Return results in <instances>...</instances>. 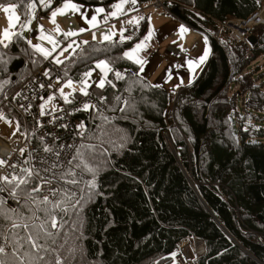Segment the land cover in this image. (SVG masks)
<instances>
[{"label":"trees","instance_id":"obj_1","mask_svg":"<svg viewBox=\"0 0 264 264\" xmlns=\"http://www.w3.org/2000/svg\"><path fill=\"white\" fill-rule=\"evenodd\" d=\"M30 1L19 4L22 17ZM51 1L50 7L39 9L40 18L65 0ZM76 1L110 12L118 2ZM163 1L176 19L212 30L230 17H250L264 3ZM148 31L144 16L125 29L123 36L130 40H89L58 66L63 81L78 84L84 73L98 71L100 61L113 69L103 89L87 90L97 105L76 115L87 127L79 150L95 172L77 169L78 184L72 189L77 198L84 197L83 207L78 215L65 216L61 236L66 232L68 243L60 255L67 257L65 264H175L180 244L195 238L205 246L195 264H264V142L254 141V136L264 137V129L245 130L241 124L239 139L232 129L238 95L249 94L247 109L264 111V81L258 83L248 71L264 54V26L253 30L257 43L252 58L246 54L248 46L236 44L227 32L213 40L199 78L180 92L130 74L138 67L124 53ZM33 46L18 30L7 47L0 44V60L6 61L0 63V81H10L0 93V114L13 116L6 97L30 76L31 68L48 61ZM233 84L238 90L231 96ZM83 97L76 92L72 99ZM3 224L7 234L8 222ZM69 248L75 249L71 255Z\"/></svg>","mask_w":264,"mask_h":264},{"label":"snow or ice","instance_id":"obj_2","mask_svg":"<svg viewBox=\"0 0 264 264\" xmlns=\"http://www.w3.org/2000/svg\"><path fill=\"white\" fill-rule=\"evenodd\" d=\"M25 0H19L18 4H9L5 6L3 3H0V8L8 15V20L10 26H14L13 21L19 20V17L15 16L16 7L19 4L24 3ZM136 5L138 0H120L119 3L113 5L115 11L109 15L113 18H117L118 14L124 13V6L127 3ZM41 3H45V0H41ZM51 6V0H48L45 3V7ZM30 9L35 8V4L32 3L28 6ZM81 5H78L72 0H65L63 7L53 10L51 13L50 22L56 25L55 30L59 32V26L56 24V17L59 15H67L68 10H71L74 14H79L81 18L92 27H97V17L93 15L91 18L88 17L86 12H81ZM96 13H103V8H97ZM34 19V16L32 17ZM140 19H143L141 17ZM150 19V18H149ZM107 17L105 18V22ZM138 23V21H136ZM29 24L31 21L29 20ZM133 23V21H129ZM27 27V25H25ZM86 29L81 28L80 32L85 31ZM41 33L40 39L46 40L53 45L52 51H48L38 45H34L36 51L43 54L44 58L52 56V53L56 51L58 44L51 35H45L43 27L39 28ZM180 31L182 33L187 32L188 29L184 26H181ZM152 31L150 30L148 35L145 37V41L151 39ZM4 39L10 40V33L8 30L4 31ZM66 37L77 35L75 32L64 33ZM114 33L106 34L103 37V40L110 41ZM121 41L130 40L131 37H124L123 31L120 32ZM93 39H95V34H93ZM3 43V41H0ZM31 44V41H29ZM84 43H87L85 41ZM7 47V44L4 45ZM72 46L69 45L67 48L61 50L60 55H63V52L68 51ZM147 47L145 42L138 43L134 46L131 51L125 52L124 56L132 60L133 62L141 65V71H143V64L145 61L139 57L138 53L142 50H145ZM207 51L204 55L200 57L199 63H203L207 58ZM56 63H63L59 57L54 58ZM0 63H6V61L0 60ZM195 61H189L190 70L194 71L193 65L196 64ZM96 69H99L103 73V78H101L97 84V87L103 89L105 87V81L107 79L108 73L113 72V69L108 65L106 61H100L95 65ZM117 79H123V75L120 72L114 73ZM45 76H49L47 71L44 72ZM92 72L84 73L85 79L81 81V94L84 96L89 95L87 89L91 85L88 84V80L91 78ZM170 78V76H169ZM49 79L51 77L49 76ZM9 80L0 81V93L3 92L4 86L9 84ZM111 83V81H108ZM183 83V81H181ZM68 88H72V81L69 80L65 85ZM115 85H113L114 87ZM44 87V85H41ZM60 94L64 99L65 103H72L69 100L68 95L64 94L63 88L60 90ZM75 89L73 88V92ZM20 95L19 93L16 94ZM49 99H52L50 97ZM119 100V97H117ZM127 104V101H125ZM91 105L85 103L83 110L87 111ZM44 106L41 109V115H44L43 111ZM79 110V109H78ZM123 111V109H121ZM0 119H5V117L0 114ZM18 127V126H17ZM83 127V125H80ZM84 147V146H81ZM45 152L53 153V149L49 147L44 148ZM57 158L59 153H53ZM42 163H48L47 160H42ZM75 162V163H74ZM3 164V161H0V165ZM65 166L63 161L58 159L48 167L42 169L45 173H51V177H46L41 175V169L29 168L24 170L26 176H12L9 179L8 176H0V194L8 192V196L16 200L17 203L21 199L24 200V203L20 204V207H12L9 205L8 197L0 195V264H65L67 257H62L60 252L64 250L65 245L68 243V240L64 237L67 236V233H64V236H61L62 230L65 229L67 221L65 216H68L70 212L75 211L76 214H79V211L82 210L81 201L84 199L83 196L77 198V193L73 189L63 188V187H53L50 189L49 195H38L42 192L43 184L48 183L52 184L54 179L63 181L65 184L77 185V172L75 169L87 170L94 173L95 169L91 168L87 161L84 159V154L78 149L76 154L67 161ZM63 168L64 170L57 173L55 169ZM38 177L39 182L34 183L32 177ZM32 185L30 188L28 185ZM24 186V187H22ZM89 187L94 188V181L91 182ZM83 191V189H81ZM53 197V198H50ZM30 201V203H29ZM79 206V208H78ZM27 210V215L24 210ZM59 215V218H58ZM3 221L8 222L7 234H5ZM9 249H11L9 251ZM75 249L69 248L68 252L71 255Z\"/></svg>","mask_w":264,"mask_h":264},{"label":"built area","instance_id":"obj_3","mask_svg":"<svg viewBox=\"0 0 264 264\" xmlns=\"http://www.w3.org/2000/svg\"><path fill=\"white\" fill-rule=\"evenodd\" d=\"M153 8L157 11L163 10L169 12L163 0H153ZM142 4V2H140ZM241 24L243 31H236L231 24ZM263 25L264 19L259 11L252 14L246 19L228 18L225 22L219 23L217 28L198 29L200 33L211 45L213 40H219L222 34L229 33L233 41L238 45H247V56L253 57L252 47L249 38L253 35L251 32L255 26ZM30 76L18 87L12 90L5 99L7 106L13 116L2 113L5 117L3 123L6 128H11V137H7L0 130V139L4 140L7 147L0 149V176H26L24 170L33 168L41 169V175L51 177V173H45L42 169L48 167L49 164L56 161H63L65 166L67 161L71 159L80 146L86 140L87 127L85 122L78 116L83 111V106L88 103L96 106L97 102L89 96H85L81 101L65 103L59 94V85L63 82V73L58 65L48 60L42 67L38 69H30ZM47 71L49 76H45ZM183 67L178 66L172 73L176 79H182ZM130 74L136 75L137 71L131 70ZM44 85V87H41ZM191 86V85H190ZM19 93L20 95H16ZM52 97V99H49ZM44 106V115H41V109ZM79 109V110H78ZM8 116L9 118H7ZM83 125V127H80ZM18 126V127H17ZM45 147L53 149V153L58 152L57 158L53 153L44 151ZM47 160L48 163H42ZM63 168L55 169L57 173L63 171ZM78 173V170L75 169ZM34 183L39 182L38 177L33 176ZM32 185H28L30 188ZM24 187V186H22ZM53 187L73 188V185L65 184L63 181L54 179L52 184L44 183L42 192L38 195H49L50 189ZM8 197L9 205L19 207L16 200L8 196V192L2 193ZM53 198V197H50ZM54 199V198H53Z\"/></svg>","mask_w":264,"mask_h":264},{"label":"rangeland","instance_id":"obj_4","mask_svg":"<svg viewBox=\"0 0 264 264\" xmlns=\"http://www.w3.org/2000/svg\"><path fill=\"white\" fill-rule=\"evenodd\" d=\"M47 2L48 0H45V3ZM64 2L54 7V9L50 11L48 17H42V18L39 17L38 11L40 8H46V7H45V3H41V0L30 1L25 6L24 17H22L20 10L18 9V7H16L15 16L19 17V20L13 21L14 26H10L9 24V20L7 18L9 14H6L2 10V8H0V41H3V43H0V44L2 46H4L5 44L8 45V43L11 41L12 37L18 30V32L24 37V39L26 40L34 39L32 41L34 45H38L48 51H52L53 45L46 40L40 39L41 33L39 31V28L42 26L44 30V34L51 35L58 44L56 51L53 52L52 56L48 57L47 59L48 60L50 59V61L52 60V62L55 63L56 65H60L62 63H59V64L56 63L54 58L59 57V59L64 62L78 50L79 46L82 44V42L86 40L87 37H90L89 40L104 41L103 37L109 33H114L112 38L116 36H120V32L124 30V21L126 20V23H128V25L130 26H133V25H131L132 23H129V21H133V23L136 24L137 23L136 21H138V18H139L138 11L141 9L138 3L137 5H131V3L129 2L125 4L124 6V13L120 14L119 17L112 19L109 14L112 13L113 11L112 12L108 11L106 7L104 6L88 5V4L78 2L76 0H72V2L82 6L81 12H86L89 18L95 15L97 17L98 26L92 27L90 24L86 23L79 14H74L72 13L71 10H68L67 15H59L56 17V24L59 26V32H57L55 30L56 25L50 22L51 13L53 10L62 8ZM119 2L120 0L117 3ZM32 3L35 4L34 9H30L28 7ZM9 4H15V3H9ZM9 4H4V5L8 6ZM153 4H154V1L148 2L144 10L145 12L144 16H147V18H149L150 16L151 23L152 21H157V20L161 21V18L163 17L161 14L157 12V10H153L152 8ZM97 8H103L104 12L96 13L95 10ZM261 11H262V16L264 18V3L262 4V7L259 10V13ZM141 15L143 16V14ZM33 16H34V19L32 18ZM106 17H107V21L105 22ZM29 20L31 21L30 24L28 23ZM241 24L242 23L231 24V26L236 31H243V29L241 28ZM25 25H27V27H25ZM259 26H263V25H259ZM259 26L257 27L254 26L251 32H254L253 30L258 28ZM81 28L86 29V30L83 32H80ZM5 30L9 31L10 37H11L10 40L4 39L3 34ZM67 32H75L77 33V35L66 37L64 33H67ZM93 34H95V39H93ZM69 45H71L72 47L69 48L68 51L63 52V55H60L61 50L64 48H67ZM132 49L133 48H129L127 52L131 51ZM248 71L254 72L253 76L258 83H261L262 81H264V54L261 55L257 60H255L251 64ZM98 72L101 75H103V73L99 69H98ZM68 81L69 80L63 81L59 85L58 90L63 88L65 95L72 93V95L68 96L69 100H71L74 93L81 92L82 84H78L72 81V88H68L65 86ZM73 88L75 89L74 92H73ZM236 90H238V86L236 84H233L231 87V91H230L231 96L236 92ZM59 94H60V91H59ZM60 97L64 101L61 94H60ZM248 99H249V94L245 96L238 95L236 99V110L233 111L232 113L233 114L232 115V125H233L232 129H233L234 135L238 139L240 137L241 124H242V128H244L245 130H251L254 128L264 129V111H258L255 109H247L244 105L248 101ZM2 123H3V119H0V125ZM5 126L6 124L0 126V130L5 135L7 134L6 135L7 137H11L12 129L6 128ZM254 141L264 142V137L254 136ZM204 250H205V246L203 242L198 241L195 238L187 239L180 244L179 249L175 253L174 263L175 264H195V262L202 255V252Z\"/></svg>","mask_w":264,"mask_h":264},{"label":"crops","instance_id":"obj_5","mask_svg":"<svg viewBox=\"0 0 264 264\" xmlns=\"http://www.w3.org/2000/svg\"><path fill=\"white\" fill-rule=\"evenodd\" d=\"M147 3L140 4V1L138 0V4L141 7V9L138 11V23L140 22V20H142L140 18L144 17V10ZM153 10L155 9L153 8ZM113 11H115V9ZM157 12L163 16L161 18V21L157 20L152 21L151 23L149 19L150 16L148 18L149 31L151 30L153 33L151 39L145 41V37L149 33L148 31V33L142 40H139L130 47L134 48L136 44L141 42L146 43V49L138 53L139 56H141L140 58L145 61V63L143 64V71H141V65L134 63L132 60L130 61L138 67L137 74L149 80L154 85L180 92L182 91V89L194 84L199 78L204 66L211 56V45L193 27L189 26L179 19H176L175 17L170 15L169 12L163 10H159ZM141 14H143V16ZM119 16L120 14H118V17ZM111 18L114 19L113 17ZM138 23H132L131 25L133 26H130L128 25V23H126L125 20L123 34L127 27H134L138 25ZM181 26L187 28L188 31L182 33L180 31ZM89 39L90 37H87L85 41H89ZM30 40L33 41V39ZM205 51H207L208 53L207 58L203 63H199V59L204 55ZM189 61L197 62L193 65L194 71L190 70L188 64ZM44 64H42L40 67H42ZM178 66L183 67L182 79L179 80L176 79L174 75H172V72ZM101 78H103V75H101L98 71H93L91 78L88 80V84L97 87V84ZM181 81H183V83H181ZM90 87H88V89Z\"/></svg>","mask_w":264,"mask_h":264},{"label":"water","instance_id":"obj_6","mask_svg":"<svg viewBox=\"0 0 264 264\" xmlns=\"http://www.w3.org/2000/svg\"><path fill=\"white\" fill-rule=\"evenodd\" d=\"M249 42L252 44V45H255L257 43V38L255 35H251L250 38H249ZM7 118H9L8 116H6ZM202 242V241H201ZM204 244V243H203ZM205 252V250L202 252V254Z\"/></svg>","mask_w":264,"mask_h":264},{"label":"bare ground","instance_id":"obj_7","mask_svg":"<svg viewBox=\"0 0 264 264\" xmlns=\"http://www.w3.org/2000/svg\"><path fill=\"white\" fill-rule=\"evenodd\" d=\"M261 17H263L262 16V11H261ZM264 19V18H263ZM5 129V128H4ZM7 132V131H6ZM10 134V133H9ZM7 135V134H6ZM1 141H0V149L1 148H4V147H7V144H6V142L3 140V142H2V139H0Z\"/></svg>","mask_w":264,"mask_h":264}]
</instances>
